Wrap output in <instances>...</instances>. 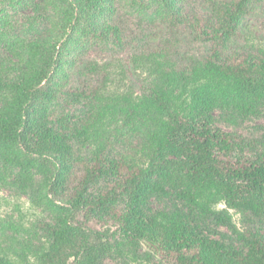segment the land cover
Instances as JSON below:
<instances>
[{
	"label": "trees",
	"instance_id": "1",
	"mask_svg": "<svg viewBox=\"0 0 264 264\" xmlns=\"http://www.w3.org/2000/svg\"><path fill=\"white\" fill-rule=\"evenodd\" d=\"M61 1L65 38L22 42L16 63H0V164L18 169L13 185L47 217L30 241L15 240L18 249L0 246V264H101L143 251L159 264H264V230L249 226L264 222V151L235 154L236 137L209 114L223 104L245 119L264 102V58L229 46L245 36L256 0L215 7L217 25L177 0H152L162 23L186 30L205 53L185 69L146 48L120 64L117 91L109 65L82 55L122 48L112 0ZM63 97L87 108L77 123L55 119ZM167 196L231 229L228 211L239 213L245 251L201 236L179 209L153 208Z\"/></svg>",
	"mask_w": 264,
	"mask_h": 264
},
{
	"label": "rangeland",
	"instance_id": "2",
	"mask_svg": "<svg viewBox=\"0 0 264 264\" xmlns=\"http://www.w3.org/2000/svg\"><path fill=\"white\" fill-rule=\"evenodd\" d=\"M233 0H177L184 12L209 19L217 25L219 19L212 13L215 7H226ZM116 8V22L124 33L123 46L112 50L106 46L86 48L82 55L99 64H108L110 78L116 84L112 91L122 90L120 64L146 48H159L164 51L174 63L181 68H188L192 58L198 59L205 53L204 44L193 42L189 34L181 27L171 28L164 25L161 18L151 10L152 0H112ZM143 5V7L141 6ZM251 9L244 23L247 30L243 39L232 40L229 46L240 55H250L259 59L264 58V0H256L250 5ZM67 13L66 5L61 0H0V63L6 66L16 63L12 56L21 50V43L34 38H57L63 40L64 26ZM231 48L228 51H231ZM189 65V64H188ZM186 66V67H185ZM119 82V83H118ZM74 86V84H72ZM55 119L65 116L72 123H77L87 112L83 103L63 97L54 107ZM209 114L215 127L232 134L237 139L235 154L251 157L264 151V102L256 108V113L245 119L238 118L230 107L217 105ZM137 140L133 139L132 143ZM115 150L121 152L122 144H117ZM5 171L7 183L0 181V246L5 249L8 245L17 248L15 240L32 239V227L39 221L46 220L44 214L30 202V196L23 194L13 185L18 169L5 167L0 164V170ZM33 186H39V177L33 173ZM154 209H179L191 216V223L197 232L208 239L240 251H245L237 233L245 227L241 215L228 211L233 228L222 223L214 222L204 216L195 207L179 204L172 196H167L159 202H153ZM217 205L216 210H222ZM255 229L264 230V222L253 221L249 224ZM24 238V239H23ZM144 251L138 260L115 261L104 259L101 264H159L156 259L147 258ZM16 260V257L13 255ZM19 262V261H18Z\"/></svg>",
	"mask_w": 264,
	"mask_h": 264
}]
</instances>
